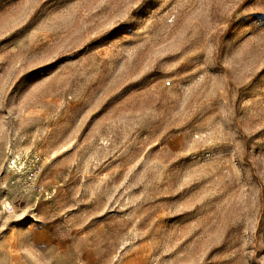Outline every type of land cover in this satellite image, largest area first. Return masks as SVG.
I'll return each mask as SVG.
<instances>
[{
	"label": "rangeland",
	"instance_id": "obj_1",
	"mask_svg": "<svg viewBox=\"0 0 264 264\" xmlns=\"http://www.w3.org/2000/svg\"><path fill=\"white\" fill-rule=\"evenodd\" d=\"M0 264H264V0H0Z\"/></svg>",
	"mask_w": 264,
	"mask_h": 264
},
{
	"label": "snow or ice",
	"instance_id": "obj_2",
	"mask_svg": "<svg viewBox=\"0 0 264 264\" xmlns=\"http://www.w3.org/2000/svg\"><path fill=\"white\" fill-rule=\"evenodd\" d=\"M140 3H141V0H137V4L139 5ZM5 42H6L5 38L0 37V47H2L3 43H5Z\"/></svg>",
	"mask_w": 264,
	"mask_h": 264
}]
</instances>
